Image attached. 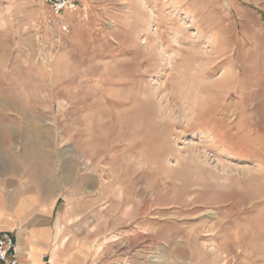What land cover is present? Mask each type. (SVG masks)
Masks as SVG:
<instances>
[{
  "label": "rangeland",
  "instance_id": "obj_1",
  "mask_svg": "<svg viewBox=\"0 0 264 264\" xmlns=\"http://www.w3.org/2000/svg\"><path fill=\"white\" fill-rule=\"evenodd\" d=\"M77 1L0 0V167L79 264H264V0Z\"/></svg>",
  "mask_w": 264,
  "mask_h": 264
},
{
  "label": "crops",
  "instance_id": "obj_2",
  "mask_svg": "<svg viewBox=\"0 0 264 264\" xmlns=\"http://www.w3.org/2000/svg\"><path fill=\"white\" fill-rule=\"evenodd\" d=\"M0 169V231L13 234L20 263L79 264L60 240L61 224L78 208L74 201L79 192L63 187L60 179L53 187H30L22 179H11L8 167ZM63 199L66 204L60 209Z\"/></svg>",
  "mask_w": 264,
  "mask_h": 264
},
{
  "label": "built area",
  "instance_id": "obj_3",
  "mask_svg": "<svg viewBox=\"0 0 264 264\" xmlns=\"http://www.w3.org/2000/svg\"><path fill=\"white\" fill-rule=\"evenodd\" d=\"M55 17L64 13H76L79 10L77 0H43ZM0 264H21L18 248L12 233L0 231Z\"/></svg>",
  "mask_w": 264,
  "mask_h": 264
},
{
  "label": "bare ground",
  "instance_id": "obj_4",
  "mask_svg": "<svg viewBox=\"0 0 264 264\" xmlns=\"http://www.w3.org/2000/svg\"><path fill=\"white\" fill-rule=\"evenodd\" d=\"M192 157V156H191ZM187 163V162H186ZM189 163V162H188ZM203 164V163H202ZM209 167V166H208ZM257 228H264V217L261 219V223L256 226Z\"/></svg>",
  "mask_w": 264,
  "mask_h": 264
}]
</instances>
